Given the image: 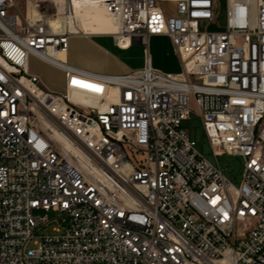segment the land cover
Wrapping results in <instances>:
<instances>
[{
  "label": "built area",
  "instance_id": "2783aa9c",
  "mask_svg": "<svg viewBox=\"0 0 264 264\" xmlns=\"http://www.w3.org/2000/svg\"><path fill=\"white\" fill-rule=\"evenodd\" d=\"M83 4L113 31L85 32ZM218 5L0 0V264H264V0H223V27L208 30ZM93 35L142 43V65L67 63L68 37ZM157 35L179 70L150 65ZM29 55L64 73V92L28 70ZM191 114L214 162L184 125ZM221 155L239 159L237 183Z\"/></svg>",
  "mask_w": 264,
  "mask_h": 264
},
{
  "label": "rangeland",
  "instance_id": "374dc122",
  "mask_svg": "<svg viewBox=\"0 0 264 264\" xmlns=\"http://www.w3.org/2000/svg\"><path fill=\"white\" fill-rule=\"evenodd\" d=\"M216 20L218 25L210 24L206 28L208 30L220 29L223 27L224 22V9H223V0H219V5L217 8ZM95 41V40H94ZM68 52L69 60L75 61L76 63H88L94 67L100 69V67L112 70L114 69L117 72H122V66L124 68L132 67L137 64L138 54L137 44L129 50L121 51L116 50L107 38H100L98 45L107 50L108 57H105L103 54H96V48L93 45L88 44L84 39L78 36L68 37ZM149 53L152 58V64L159 67L162 70H178L180 64L177 58L176 53L173 50V47L167 42L164 41H150L148 43ZM100 51V50H99ZM115 59H114V58ZM28 70L34 72L38 75L41 83L50 91L53 92H64L65 90V78L64 73L50 65L47 64L35 56H28ZM184 125L190 128L191 135H194L196 141L197 150L201 151L202 154L211 162H214L213 156L210 154L209 147L205 141L204 135L200 132L199 129V120L191 114V119L189 122H185ZM194 129V132H193ZM216 160L223 168L225 175H228V178L233 183H237L240 173V164L237 157L221 155L216 157ZM48 218H51L54 214L48 213ZM42 233L53 234L54 231L51 229V225L43 228Z\"/></svg>",
  "mask_w": 264,
  "mask_h": 264
},
{
  "label": "crops",
  "instance_id": "0c3cea01",
  "mask_svg": "<svg viewBox=\"0 0 264 264\" xmlns=\"http://www.w3.org/2000/svg\"><path fill=\"white\" fill-rule=\"evenodd\" d=\"M78 37H80V38H82V39H84L88 44H90V45H93V46H95V52H96V54H103L105 57H108V52H107V50L105 49V48H102L100 45H98V43L96 42V41H98V39H100V38H107V39H109V42H110V44L114 47V48H116V50L118 49V50H121V51H125V50H129L132 46H133V44H137V49H138V54L140 55L139 57H138V62H137V64L136 65H134V66H132V67H128V68H124L123 66H122V72H117V71H115L114 69H112V70H108V69H106V67L105 68H102V67H100V69H99V67L98 68H94V67H92L90 64H89V62L88 63H83V64H81V63H76L75 61H71V60H69V52H68V46H67V53H66V61H67V63H69V64H71V65H73V66H76V67H79V68H83V69H86V70H89V71H93V72H98V73H105V74H121V73H124L125 71H127L128 69H133V68H136V67H140L141 65H142V62H143V57H144V45L142 44V43H132V44H129L128 46H126V47H118V46H116V45H114V43L112 42V40H111V38H110V36H107V35H93V36H91V37H85V36H78ZM95 40V41H94ZM164 41V42H167L168 44H170V41H169V39L165 36V35H157V36H149L148 37V39H147V54H148V58H149V62H150V65L152 66V67H155V68H157V69H160L159 67H157V66H155V65H153L152 64V58H151V55H150V53H149V49H148V43L150 42V41ZM100 50V51H99ZM30 56V55H29ZM33 56V55H32ZM114 58V57H113ZM115 59V58H114ZM160 70H162V69H160ZM179 70V69H178ZM162 71H177V70H162ZM34 73V72H33Z\"/></svg>",
  "mask_w": 264,
  "mask_h": 264
},
{
  "label": "bare ground",
  "instance_id": "6f19581e",
  "mask_svg": "<svg viewBox=\"0 0 264 264\" xmlns=\"http://www.w3.org/2000/svg\"><path fill=\"white\" fill-rule=\"evenodd\" d=\"M84 6L80 12V26L85 32L108 33L113 31L114 26L112 21L100 7ZM124 43L123 41L120 42L121 45ZM56 56L58 59H63V53L61 52L57 53ZM80 97L83 101L87 99L82 95Z\"/></svg>",
  "mask_w": 264,
  "mask_h": 264
}]
</instances>
